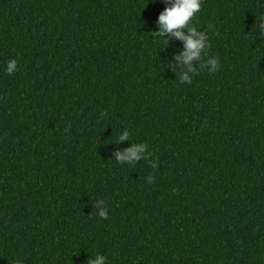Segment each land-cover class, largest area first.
Wrapping results in <instances>:
<instances>
[{"label":"trees","instance_id":"16d2710c","mask_svg":"<svg viewBox=\"0 0 264 264\" xmlns=\"http://www.w3.org/2000/svg\"><path fill=\"white\" fill-rule=\"evenodd\" d=\"M165 6L0 0V264H264V0H201L189 84Z\"/></svg>","mask_w":264,"mask_h":264},{"label":"clouds","instance_id":"9594fccd","mask_svg":"<svg viewBox=\"0 0 264 264\" xmlns=\"http://www.w3.org/2000/svg\"><path fill=\"white\" fill-rule=\"evenodd\" d=\"M166 6L157 17L156 29L152 32L153 37H160L162 43H168L167 38L173 37L183 43L182 51L174 57L176 67L172 70L179 74V81L182 84H189L192 78L197 74V69L193 61L201 60L202 54L206 55L208 48V35L205 31L198 30L192 26L190 21L201 9V0H164ZM261 36H264V18L257 25ZM171 67V65H170ZM200 68H206L208 73H214L218 70L219 64L216 57H209L203 61ZM17 70L16 60H10L4 67L7 75H12ZM129 139V132L122 131L116 142H122ZM115 162L127 165H134L136 161L143 159L149 161L152 153L148 151V146L144 143H132L130 147L114 153ZM150 167H157L154 161H149ZM147 183L153 182V177L146 178ZM93 207L96 209V215L101 219L107 218V209L103 200H97ZM86 264H107V258L103 254L97 253L90 257Z\"/></svg>","mask_w":264,"mask_h":264}]
</instances>
